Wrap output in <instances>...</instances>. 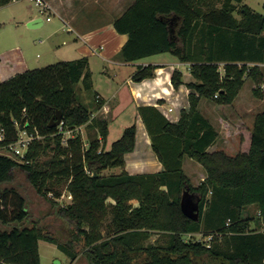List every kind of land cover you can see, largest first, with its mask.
I'll use <instances>...</instances> for the list:
<instances>
[{
    "label": "trees",
    "instance_id": "trees-1",
    "mask_svg": "<svg viewBox=\"0 0 264 264\" xmlns=\"http://www.w3.org/2000/svg\"><path fill=\"white\" fill-rule=\"evenodd\" d=\"M220 1L133 0L112 20L117 32L127 34L117 52L121 60L169 52L189 62V104L176 121L154 105L137 107L160 170L125 169V153L135 146L134 122L105 147L109 119L92 114L104 100L94 91L87 104L75 91L79 80L85 89L92 86L86 55L0 79V144L14 140L19 129L34 135L22 156L0 153V264H40L39 239L53 242L70 261L83 252L89 264H264V109L254 114L251 126L238 122L240 147L229 154L216 148L218 130L199 108L202 97L218 108L232 103L247 77L255 82L252 92L261 95L257 63L264 62V4L257 11L243 0ZM157 66L137 64L131 78L151 77ZM170 79L177 87L182 71L174 68ZM57 109L61 124L50 126ZM64 131H69L65 143ZM48 147L51 155L40 161ZM185 158L204 171L196 184L184 170ZM111 167L120 171L102 173ZM16 170L45 197L48 192L59 197L65 186L71 200L50 201L67 236L52 235L30 218L26 197L12 184ZM185 187L200 195L196 220L180 208ZM249 205L255 206L261 229L250 227ZM191 232L211 234L210 244L185 239Z\"/></svg>",
    "mask_w": 264,
    "mask_h": 264
},
{
    "label": "crops",
    "instance_id": "crops-1",
    "mask_svg": "<svg viewBox=\"0 0 264 264\" xmlns=\"http://www.w3.org/2000/svg\"><path fill=\"white\" fill-rule=\"evenodd\" d=\"M13 1L14 0H10L7 3ZM45 1L48 4L45 8L57 13L63 23L67 24V28L74 31L76 37H79L82 40V43L76 47L78 56L86 55L90 65L92 55L96 54L99 55L103 61L109 62V64L114 67V70L117 69L114 72L116 88L108 97H105L104 94L96 90L98 96L101 97L104 102L100 108L94 110L92 113L94 115L104 113L109 119L105 147H107L108 144L110 145L113 141H108V135L112 123L116 124L117 133L118 135H121L124 127L134 122L136 125L135 146L133 150L125 153V169L131 173L157 171L162 169L163 164L151 147L149 134L138 113L137 107L139 105H154L166 118L176 121L179 118L181 109L187 108L189 104L188 92L190 89L185 84V81L193 79L189 70V62L180 61L174 55L173 59L152 58V56H159V54L169 52L153 54L135 61H123L118 57L117 52L121 45L126 41L127 34L117 32L113 27L112 20L115 16L121 14L133 0H129L127 5L123 6L121 9L118 7H111L108 9L109 11L105 10L107 7H103L102 0ZM117 5L118 4H115V6ZM248 5L254 9L251 4ZM108 12L113 13L110 14ZM102 14H104V16L107 14L108 16L103 17ZM48 19H50V17ZM26 20L29 21L31 25L35 26H40L44 22V19L37 16L31 9ZM20 57H22L20 53H18V55L16 54L14 57L0 56V79L7 78L16 72L27 69L26 63L23 59H21V62H18ZM147 63L158 65L154 70V75L143 78L142 80H133L131 75L136 69V65ZM179 63H184L186 68L182 70L183 82L177 87H174L170 79L171 73L174 68H178ZM248 63L254 64L255 62ZM257 64L261 67V71L263 72V81L260 83V87L263 86L262 88H264V62H258ZM20 65H22L21 67L23 68H19ZM248 78L252 82V89L255 82L250 77ZM241 91L238 95H240ZM238 95L236 98L239 97ZM204 98L205 97H202L200 99L199 108L218 130V136L215 140L216 148H221L225 151V142H228V139L224 137L222 140L223 142H220L221 144L218 143L221 128H218L216 123H218L224 130L228 132L231 130L233 132H231V138L234 137V142L231 144H233L234 148L238 147V142L240 140L238 122L243 121L248 126H251L254 114L261 109H254L250 105L244 104L242 101H237V99H235V101L231 103V106L235 107L234 109L236 110V113L235 111L230 114L225 113V115L221 113L217 115L216 122H213V120L201 109L202 100ZM257 98L258 101H263L264 93ZM253 102L254 101H252V103ZM88 103H90V101H88ZM85 138H87V134ZM141 146L143 149H140ZM238 148L236 152L239 150ZM190 160L191 159L189 158L187 160L184 159V163ZM198 168L200 169L194 173V178H198L196 183H198V180L202 179L205 175L200 165H198Z\"/></svg>",
    "mask_w": 264,
    "mask_h": 264
},
{
    "label": "rangeland",
    "instance_id": "rangeland-1",
    "mask_svg": "<svg viewBox=\"0 0 264 264\" xmlns=\"http://www.w3.org/2000/svg\"><path fill=\"white\" fill-rule=\"evenodd\" d=\"M128 2L129 0H102V5L104 8L107 7V9H105L106 11H109L108 9L111 7H118L121 9L123 6H126ZM243 2L251 4L254 7V10H263L264 0H243ZM213 3L220 5L221 1L214 0ZM115 4L118 5L115 6ZM30 9L33 10L37 16L44 19L42 25H31V23L26 20ZM108 13L111 14L113 12ZM235 15H237L236 11ZM46 16H49L50 19H46ZM102 16L107 17L108 15L106 14L104 16V14H102ZM80 43H82V40L79 37H76L74 31L67 28V24L63 23L57 13L47 8H42L39 4L35 3L34 0H14L11 3L0 5L1 57H14L16 54L18 55V53H20L22 57L19 58L18 62H21V59H23L27 68L38 67L58 60L71 59L78 56L76 47ZM152 58L173 59L174 56L169 53H163L159 54V56H152ZM21 66L22 65H20L19 68H23ZM89 66L91 71V88L85 89L82 80H79L75 85L77 98L80 101H85L87 104L88 101H91L92 93L96 90L104 94L105 97L110 96L111 92L116 88L114 72L117 70H114V67L111 66L109 62L103 61L102 58L96 54L92 55ZM185 66L184 63H179L178 69L182 71L186 68ZM219 69L221 73H223V67L220 66ZM251 83V80L247 77L242 88L239 90V92L242 90L240 95H238L239 92L237 94L239 97L236 98V96L235 99H237V101H242L244 104L250 105L254 109L262 110L264 109V100L258 101L257 97L259 96L252 92ZM262 87L263 86L260 87L261 94L264 93V88ZM235 99L233 101H235ZM202 101L201 109L213 120V122H216L217 115L221 113L224 115L225 113L230 114L233 111L236 113V110L234 109L235 107L231 106V103L221 105V108H218L214 100L204 98ZM252 101L254 102L252 103ZM216 125L218 128H221L218 143L223 142V138L226 137L228 142H225V152L235 153L237 148L240 147V140L238 142V147L235 146L236 148H234L233 144H231L234 142V137L231 138L232 131L230 130V132H228L224 130L218 123H216ZM79 130L81 131L84 140H86V127L83 125ZM90 131L94 132V130ZM68 135L69 131L63 132V143L66 142ZM118 136L120 135L117 133L116 124L112 123L108 135V141L111 142L118 138ZM47 142H49L50 147L54 145L51 138H48ZM50 147L40 154V161L47 159L51 155L52 149ZM140 149H143L142 146ZM187 159L188 158H185V160ZM190 161L184 163V170L191 177L192 183L195 184L198 178H194V173L200 168H198V163L195 165L194 162ZM119 171V167H111L103 169L102 173L109 174ZM12 184L26 197V205L30 213V218L37 219L38 224L52 235L60 238L68 235L66 225L62 222L60 217L55 214L50 201L53 200L58 204H65L71 200V195L68 193L64 185L62 186L59 197L55 198L52 192H48L45 197L36 191L34 186L28 181L25 173L20 170L14 172ZM246 210L249 215L253 217L249 222L250 227L261 229L262 224L258 222L256 218L257 211L255 206L249 205ZM109 220L110 216L106 218L105 222H108ZM101 232L104 234L105 230L101 228ZM157 236L158 233L156 232L151 236V239H154ZM189 237L196 238L198 237V234H196V232H191L184 236L185 239ZM38 246L40 264H89L83 252H80L77 258L70 262V258L67 254L59 249L53 242L39 239Z\"/></svg>",
    "mask_w": 264,
    "mask_h": 264
},
{
    "label": "built area",
    "instance_id": "built-area-1",
    "mask_svg": "<svg viewBox=\"0 0 264 264\" xmlns=\"http://www.w3.org/2000/svg\"><path fill=\"white\" fill-rule=\"evenodd\" d=\"M35 3L39 4L42 8L48 6L45 0H34ZM49 16H47V19ZM61 124V122L59 123ZM61 127V125H59ZM34 137L33 133L27 132L25 129H19L18 135L14 140L9 141L6 144H0V153H5L11 156H22L25 150L28 147L29 142ZM3 139V134L0 133V141ZM198 234L197 239H203L208 246L210 244L211 234L202 236L200 232H196Z\"/></svg>",
    "mask_w": 264,
    "mask_h": 264
},
{
    "label": "water",
    "instance_id": "water-1",
    "mask_svg": "<svg viewBox=\"0 0 264 264\" xmlns=\"http://www.w3.org/2000/svg\"><path fill=\"white\" fill-rule=\"evenodd\" d=\"M61 122V111L57 109L55 114L50 117L48 125H57ZM200 195L195 191H189L187 187L182 189L180 195V208L182 212L192 219L199 217Z\"/></svg>",
    "mask_w": 264,
    "mask_h": 264
}]
</instances>
